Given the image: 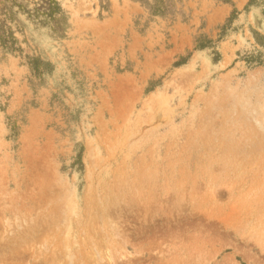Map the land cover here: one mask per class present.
<instances>
[{
    "label": "rangeland",
    "instance_id": "obj_1",
    "mask_svg": "<svg viewBox=\"0 0 264 264\" xmlns=\"http://www.w3.org/2000/svg\"><path fill=\"white\" fill-rule=\"evenodd\" d=\"M55 1L0 0V235L51 217L0 264H40L74 192L76 263L264 264V0ZM108 189L94 245L85 206Z\"/></svg>",
    "mask_w": 264,
    "mask_h": 264
},
{
    "label": "bare ground",
    "instance_id": "obj_2",
    "mask_svg": "<svg viewBox=\"0 0 264 264\" xmlns=\"http://www.w3.org/2000/svg\"><path fill=\"white\" fill-rule=\"evenodd\" d=\"M227 96H228V94H227ZM230 96H231V94H230ZM239 104L242 106L241 110H244L242 108H244L246 102H244V100H243V102H241ZM248 112H250V111L248 110ZM244 113H246V112H244ZM256 113H257V110H255L254 108L251 109V114H253L252 118H251L252 121H253L252 123H254L256 125L257 129L261 130L262 131L261 133L264 134V121H263V119L262 120L257 119L256 118ZM247 115H249V113ZM102 195L103 196L100 197V198L94 197V195L92 197L90 195L91 199L88 201L89 203H87V205L85 206V217L88 219L89 225H88V228L86 230L83 228L85 231L82 232V233H84L85 236L87 237V239L89 240V241H86V242H90L91 244H94V245L97 242L101 243L102 239H104V242H105V239H107L106 236L104 238V234H106V232L102 234L103 230L100 229L101 228V222L103 221V216H101L103 214L102 213V208L103 207L101 205H102V203H107V202L111 201L112 192L108 189L106 192L103 191ZM56 207H58V206H56ZM80 209L81 208L79 207L78 197H77L76 193L74 192L72 194L71 200L70 201L66 200L62 207L61 206L58 207V214L56 213L57 217H58V220L55 219V221H57L58 224H63V232H62V236L64 235L63 238H52L53 241L48 243V245L43 250L37 249V251L34 252L35 254L33 256L34 262L40 263V264H64V259H65V260H68V262H67L68 264H82V263H79V260L77 261V263L74 262L76 259L75 260L73 259L74 257L72 255V253L67 249L68 247L65 248V246H64L65 245L64 244V240H65V242H67L69 237H70L69 235L71 234L70 233V228L72 227L71 220L73 219V220H75L77 222V221H81V219H82V212L80 211ZM47 211H48V209L46 211H44V212L38 211L34 215V217H32L31 214H22V213H19V212L15 213L13 215V221L12 222H9L8 219H6L4 221V227L2 228V234L0 235V241L14 240V239H18V240L25 239V240H28L29 243H30L33 239H35V238H29V236L32 235V233L34 232V230H35L34 228L43 227L44 230H45V229H48V226H50L49 225L50 224L49 223L50 213H49V211L48 212ZM27 213H28V211H27ZM71 217H73V218H71ZM55 228H59L58 225L55 226ZM81 231H83V230H81ZM104 231H105V228H104ZM58 233H56V234H58ZM18 234L24 236L25 238H14V236L18 235ZM80 239H81L80 241H82L83 244H84V240H82V238H80ZM75 240H76V238H75ZM72 244L73 243L71 242V245ZM91 246L93 247V245H91ZM91 246L88 248V250L92 248ZM96 247L97 246L93 247L92 249H94ZM75 248H77V247H75ZM80 248H82V247H80ZM85 249L86 248H84V250ZM84 250H82V251L85 252ZM107 251H108V249H107ZM75 253H76V251H75ZM85 253H86L87 256L93 254V252H92V254H91V252H89L90 254L87 253V252H85ZM85 253H83V254H85ZM94 253L96 254L97 252H94ZM99 253H100V251H99ZM83 254L81 256H83L85 258L86 256L83 255ZM95 254H93V256L96 258ZM89 257L90 256H88V258ZM88 258H86V261L88 260ZM91 258H92V256H91ZM91 258H89V259H91ZM78 259H80V258H78ZM97 259H98V257H97ZM97 259H96V262H98ZM33 260H31V261H33ZM88 261H87V263H91L92 262V261H90V262H88ZM23 262H24V260H23ZM94 263L92 262V264H94ZM31 264H33V263H31ZM84 264H86V263L84 262Z\"/></svg>",
    "mask_w": 264,
    "mask_h": 264
},
{
    "label": "trees",
    "instance_id": "obj_3",
    "mask_svg": "<svg viewBox=\"0 0 264 264\" xmlns=\"http://www.w3.org/2000/svg\"><path fill=\"white\" fill-rule=\"evenodd\" d=\"M36 5L37 6L34 10L37 13V16L41 15L45 16L46 18H51L58 10V5L55 0H39ZM0 39L4 47L10 49L12 48V45L14 44V38L7 35L6 31H0Z\"/></svg>",
    "mask_w": 264,
    "mask_h": 264
}]
</instances>
